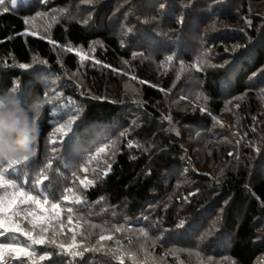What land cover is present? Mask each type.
<instances>
[{"label": "trees", "instance_id": "trees-1", "mask_svg": "<svg viewBox=\"0 0 264 264\" xmlns=\"http://www.w3.org/2000/svg\"><path fill=\"white\" fill-rule=\"evenodd\" d=\"M192 3L49 0L47 6L0 11V83L10 91L19 80L17 93L23 96L26 87L41 99L44 91L52 95L56 89L63 93L65 111L73 101L80 109L73 125L79 147L65 156L61 144L52 141L61 139L58 124L66 123L75 109L61 117L56 101L43 104L35 116L39 134L33 163L26 169L17 166L20 174L8 178L22 181L30 174L25 187L37 195L41 189L50 193L56 184L58 195L72 188L67 194L88 202L61 200L63 239L70 242L72 227L79 233L80 224L88 246L100 234L112 235L101 243L136 254L135 260L125 256L123 264H264V0H194V11ZM36 11L46 15L25 24L24 17ZM181 14L183 26L176 22ZM46 30L48 39H43ZM161 41L169 47H158ZM234 45H247V52L233 50ZM173 53V61L161 63ZM33 57L48 63H34ZM179 60L185 62L183 69ZM225 61L229 64L219 67ZM22 63L33 66L24 69ZM46 78L53 83L46 86ZM46 159L53 160L45 173L51 183L33 188L34 169ZM108 164L111 172L105 176ZM82 179L96 186L84 192ZM0 196L6 192L0 190ZM67 207L73 208L71 224ZM180 220L186 227L176 229ZM205 233L210 235L193 243ZM16 239L27 242L15 233L0 242ZM35 248L41 252L45 246ZM86 260L118 264L104 251L86 254Z\"/></svg>", "mask_w": 264, "mask_h": 264}, {"label": "snow or ice", "instance_id": "snow-or-ice-1", "mask_svg": "<svg viewBox=\"0 0 264 264\" xmlns=\"http://www.w3.org/2000/svg\"><path fill=\"white\" fill-rule=\"evenodd\" d=\"M38 3L41 6H47L49 4V0H0V11L3 13H8L10 11H18L21 5L26 7H33L34 4ZM163 7V6H162ZM192 10L194 11V0L190 5ZM49 11H57L54 9H50ZM46 13L42 11H36L34 17L28 16L24 17L25 24H28L35 17L45 16ZM55 16H53V20H55ZM246 23L249 27H251V20H247ZM176 22L183 26L185 23V17L181 14ZM87 24V21H84ZM51 27V25H49ZM27 31V29H26ZM132 29L128 28L127 32H131ZM32 36H37V31H32L30 33ZM43 39H48V32L45 31V35L42 37ZM250 39V38H249ZM52 45H56L57 41L49 40ZM121 45H123V41H120ZM158 47H169L168 44L161 41L158 44ZM237 48H244L245 53L247 52V45H234L233 50ZM69 52H76V49L69 48ZM225 51L228 52L229 49L225 48ZM245 53H242L244 55ZM82 58H84V54L82 52L78 53ZM135 56L136 53H133ZM176 53L167 55L164 61L161 63L171 62L176 58ZM34 63H39L41 65H47V60H38L36 57H33ZM95 63H100V61H95ZM125 64L128 61H124ZM184 60H179V65L181 69L184 67ZM229 64V61H225L223 65L219 67L223 68L225 65ZM32 64L30 63H22L19 67L24 69L32 68ZM196 69L198 71H203L200 64L197 63ZM111 68V65H108ZM119 74V69H116ZM264 74V73H262ZM132 79H136V77H132ZM179 79V76L176 77ZM45 85L47 86L53 81L49 79H45ZM144 84H148L147 80L142 81ZM13 87H11L10 91H7V85L0 83V89L6 90V92L17 93L20 90V82L19 80L13 81ZM175 83H173L172 87H175ZM152 87H156V85H152ZM160 91H164V89H160ZM52 95L49 94V91L43 92V104L49 103L51 101H56L57 105L60 108V116L68 115V111L75 109V114L70 115L66 123L58 124V131L61 134V139L59 141L53 140L52 143H59L65 149V156L73 155L77 148L79 147V139L76 136L75 132H73V125L76 123L79 117L80 109L76 108L75 102H72V106L68 111H65L67 107L65 103L61 102L60 98L63 96V93L56 90L51 89ZM203 96V93L199 94ZM23 97L25 100H29L32 97V92L25 87L23 91ZM199 98V96L197 97ZM207 99V97H204ZM67 100H71L70 97L66 98ZM183 99H187L183 97ZM4 107L3 103L0 102V109ZM203 108V105H201ZM205 112H207L206 108H203ZM40 111L36 114L38 117ZM168 120H171L172 117H167ZM133 124L135 121L132 122ZM69 133H72L70 136ZM125 133L121 132L120 135L123 136ZM177 135L179 133L177 132ZM199 135V133L197 134ZM63 138H67L66 142ZM240 141H237L239 143ZM104 147H100L97 149L98 153H103L105 151ZM129 148L132 145L129 143ZM255 147V145H253ZM58 149L56 147H52L51 152L53 154L57 153ZM256 151H260L259 147H256ZM36 155L35 146L33 145V150L30 154L15 157L7 160H0V190H4L6 192L5 196H0V237H6L7 234L15 233L21 234L23 237L27 238V242H21L16 239L11 242H0V264H24L25 260L28 261V264H41V262H51V264H87L86 254H94L97 252H110L118 262V264H123L125 256H130L132 260L136 259L135 253L123 252V250L119 247L108 248L105 244L101 243L103 241H110L113 239L112 235L105 236L100 234L98 239L91 246L89 245V240L85 235L84 225L80 224V232L77 233V228L72 227L71 229V240L67 242L63 239V236L66 235L64 233L65 228V220L61 218V213L65 211L61 207V200L63 201H72L74 204H85L86 201L83 198L74 199L72 195L67 193H72V188H64L62 192L57 194V189L60 187L59 184L53 185L52 191L45 192L41 189V194H33L32 191L26 190L27 185H29L30 174H25V177L22 181H18L17 179L8 178L9 176H18L21 172V168L17 166H23L24 169L28 168L32 165L33 161L30 157H34ZM229 156L232 155L231 152L228 153ZM91 159V157H89ZM53 160L46 159L43 166L37 165L34 171H38V174L35 178L32 179L31 187L36 188L37 186H43L45 181H49L51 183V178L45 173L52 169ZM108 171L104 173L105 176L111 172V164H108ZM87 171V168L84 169ZM150 174V173H149ZM73 177V182H75L76 173H71ZM79 184L82 185V191L88 192L91 191L96 186V181L89 179L79 180ZM11 191H8V190ZM198 191V190H197ZM195 193H190L193 195ZM49 195L52 197V202L49 201ZM43 196V198H41ZM102 200L103 197H100ZM186 199V198H185ZM264 203V202H262ZM50 204V206H48ZM167 207V205H165ZM222 211V210H221ZM67 221L69 224L73 221V208L67 207ZM147 217H143V220L147 221ZM90 227H97L96 225H90ZM176 229H183L186 227V221L180 220L176 223ZM116 231H120V229H116ZM172 231V230H167ZM141 232L144 236H148V232L144 229H141ZM79 235V239H78ZM205 235H210V233L201 234L199 237L193 240V243H198V241L203 240ZM37 245H44L45 249L41 252H38L35 248ZM185 251H188L187 249ZM54 253L56 257L54 258ZM66 258V260H60V258ZM232 264H236L235 261H232Z\"/></svg>", "mask_w": 264, "mask_h": 264}, {"label": "clouds", "instance_id": "clouds-1", "mask_svg": "<svg viewBox=\"0 0 264 264\" xmlns=\"http://www.w3.org/2000/svg\"><path fill=\"white\" fill-rule=\"evenodd\" d=\"M0 160L28 155L33 150L39 129L35 116L43 101L39 96L30 100L19 93H0Z\"/></svg>", "mask_w": 264, "mask_h": 264}]
</instances>
